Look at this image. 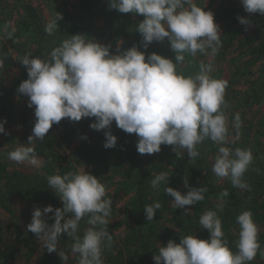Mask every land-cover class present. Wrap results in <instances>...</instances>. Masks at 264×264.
<instances>
[{
    "label": "trees",
    "instance_id": "16d2710c",
    "mask_svg": "<svg viewBox=\"0 0 264 264\" xmlns=\"http://www.w3.org/2000/svg\"><path fill=\"white\" fill-rule=\"evenodd\" d=\"M62 1L50 15L47 0H0V70L21 67L38 107L16 116L2 90L28 137L4 157L42 162L0 159V264H264L262 143L230 139L238 92L205 59L264 74V0L196 8L184 37L166 30L177 0Z\"/></svg>",
    "mask_w": 264,
    "mask_h": 264
},
{
    "label": "rangeland",
    "instance_id": "374dc122",
    "mask_svg": "<svg viewBox=\"0 0 264 264\" xmlns=\"http://www.w3.org/2000/svg\"><path fill=\"white\" fill-rule=\"evenodd\" d=\"M47 1H49L50 7L53 10L50 11L49 6V9H46V11L50 15L53 14V12H58L59 8L64 3L62 0H58V2L53 0ZM216 4L217 0H177L175 4L177 8L176 11L171 9L168 10L166 30L175 35H180V37H184L186 34H188L189 26L184 24L183 18L192 15V11L196 8H213ZM12 11L14 12L15 16L19 18V12H21L19 5H17L16 8H12ZM206 43V40L202 42L201 52L206 53L204 48ZM1 48L2 46H0V50ZM205 56V59L209 63L207 77H210L212 80L217 79V86L227 85L228 87H232V93H234L235 91L238 92V96L232 102H230L231 106H229L228 108V112L232 109L233 113L235 114V117H233L232 120V124L230 125V139L232 141H239L240 135H245L247 132H249L250 141L252 143H254L255 137H257V143H262V150L260 154L264 156V84L261 83L260 89H256V91L260 92L258 99H254L252 97L254 92L252 90V83L258 78V76H262L263 81L264 74H261V70L259 69V66L257 64H251V62L247 63V58L238 59L235 53L230 54L223 60L216 59L210 53L209 55L206 54ZM234 73H236V76L233 80L232 77ZM21 79H23L22 69L19 66L3 72L0 70V93L3 90L1 94L4 95L6 104H11L14 106V108L11 107L10 109L13 114L15 113V115L17 116V113L27 109L26 112L28 113V119H30V117L33 116L38 107L36 106L35 108L30 105L32 101V92L30 90L28 82L25 79ZM247 98H249V101H251L252 104H248L247 102H245V99ZM1 111L2 109L0 108V156H2V158L0 159L6 160L9 166L12 168L25 169L28 172L40 169L42 166V162L36 157H29L24 159L18 156H10V154L8 158L4 157V150L11 147L14 137H16L17 139L22 138L25 143L28 137L24 134V131L20 126L13 123L11 118H7L8 115L1 114ZM12 119L13 121L17 122L20 121L19 119H14L13 116ZM237 143L239 144V142ZM17 144L21 145L16 140V145ZM227 157L228 156H226L225 154L222 155L224 163L220 167L218 176V179H224V182L229 180V178H227L225 174L226 169H224ZM87 172V167H83L80 169L81 182H86L85 177ZM93 193V190L89 192L91 197L87 200L89 203L95 201ZM120 206H122V203H120ZM18 210H20V207ZM111 223L119 236L125 235V233L128 231L126 224L127 222L123 220L122 216H114Z\"/></svg>",
    "mask_w": 264,
    "mask_h": 264
}]
</instances>
